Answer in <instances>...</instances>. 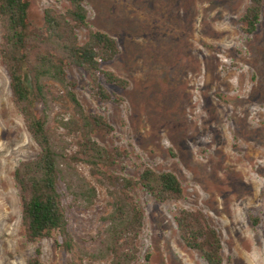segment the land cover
<instances>
[{
    "label": "rangeland",
    "instance_id": "1",
    "mask_svg": "<svg viewBox=\"0 0 264 264\" xmlns=\"http://www.w3.org/2000/svg\"><path fill=\"white\" fill-rule=\"evenodd\" d=\"M82 2L89 27L118 43L119 55L105 67L129 83L115 92L118 100L99 102L88 94L87 75L69 69L83 109L112 126L94 138L127 151L111 171L131 177L145 166L171 171L183 188L179 200L166 202L133 190L143 227L132 264H207L179 238L174 217L181 209L202 211L216 229L221 264H264V10L256 31L247 35L239 19L248 0ZM67 6V0H31L30 18L39 22L45 8ZM86 34L78 31L81 41ZM1 35L0 27V42ZM71 115L69 103L59 101L49 125L61 133L60 121ZM37 153L0 61V264H28L36 250L40 264H80V258L101 264L86 260L104 239L101 218L110 199L84 166L77 170L98 196L91 206L66 213L73 251L58 247L57 235L25 238L13 172Z\"/></svg>",
    "mask_w": 264,
    "mask_h": 264
},
{
    "label": "trees",
    "instance_id": "2",
    "mask_svg": "<svg viewBox=\"0 0 264 264\" xmlns=\"http://www.w3.org/2000/svg\"><path fill=\"white\" fill-rule=\"evenodd\" d=\"M63 11L45 8L42 19L30 18L31 0H0V61L9 82L12 101L24 126L38 147L32 159L22 161L13 172L21 200V219L29 242L59 236L56 245L71 253L74 248L67 227V212L87 208L98 196L89 176L110 199V211L101 219L104 239L90 261L101 264H132L137 259V240L143 213L133 195L142 188L159 202L179 200L183 188L171 171L143 167L137 177L113 173L116 163L127 156L125 149L100 144L95 134L107 135L110 123L100 114L86 112L77 98V81L69 69L88 77V94L99 102L115 101V92L125 91L128 81L107 69L119 55L117 41L88 25L82 0H67ZM264 10V0H248L240 16L242 31L253 34ZM79 30L87 32L80 40ZM69 103L72 115L61 120L58 133L49 125L54 104ZM64 135L72 140H65ZM61 136V137H60ZM64 143V145H62ZM179 238L198 251L207 264H221L222 243L216 229L200 210L181 209L174 217ZM80 264H87L80 258ZM28 264H40L39 250ZM69 264H78L71 259Z\"/></svg>",
    "mask_w": 264,
    "mask_h": 264
}]
</instances>
